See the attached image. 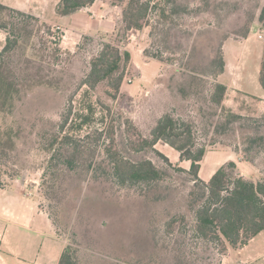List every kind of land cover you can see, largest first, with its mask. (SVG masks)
<instances>
[{"label":"rangeland","instance_id":"1","mask_svg":"<svg viewBox=\"0 0 264 264\" xmlns=\"http://www.w3.org/2000/svg\"><path fill=\"white\" fill-rule=\"evenodd\" d=\"M128 1L103 0L115 28L79 34L72 49L61 30L40 19H14L13 35H22L11 59L19 91L0 98V149L7 151L0 173L7 175L11 192L16 181L23 187L19 198L28 194L48 210L77 264H264V258L251 257L264 252V233L243 252L245 245L198 236L189 205L191 177L178 170L189 169V161L176 162L169 147L171 153L162 152V141L155 149L136 151L168 111L195 121L200 143L216 138L246 148L252 144L249 135L257 138L254 147L264 148V118L234 124L243 126L237 133L245 139L217 135L223 111L214 116L210 101L218 68L213 59L222 43L249 31L251 44L264 46L259 22L264 0H146L152 10L143 27L127 30ZM106 43L131 53L116 99L106 94L105 82L96 89L82 86L92 58ZM66 135L72 138L68 143ZM107 148L135 162L151 159L162 178L120 184ZM256 154L251 153L258 169L253 181L264 171V153ZM10 207L20 209V201Z\"/></svg>","mask_w":264,"mask_h":264},{"label":"trees","instance_id":"2","mask_svg":"<svg viewBox=\"0 0 264 264\" xmlns=\"http://www.w3.org/2000/svg\"><path fill=\"white\" fill-rule=\"evenodd\" d=\"M96 1L98 0H60L56 10L60 15H70L87 8ZM150 10H152L150 1L129 0L123 10L126 29H141ZM164 13L165 10L163 9ZM18 17L37 20L39 23V18L35 15L0 3V30L6 33V41L0 51V98L4 96L5 100L14 92L19 91L11 60L22 39L20 34L13 35L14 29L17 27L14 19ZM259 22L264 26V6L259 15ZM248 33L249 31L244 38L249 35ZM223 43L217 56L213 59V63L218 65L217 70L213 71L216 79L224 72L226 65ZM130 60V51H122L110 43L104 44L96 56L92 58L89 71L82 81V86L86 85L90 89H96L99 84L105 82L106 94L110 98L116 99L121 91L125 69ZM260 81L264 88V58ZM226 91L227 87L215 80L210 97L211 103L216 106L214 116L218 114V109L223 111L222 120L218 121L216 125V133L232 138L235 135H240L243 139L244 133H237L238 130L244 131L243 126L239 128V126L235 127L234 124L237 122H257L264 118V114L261 117H247L225 107L223 102ZM211 123L213 122L210 121L209 125ZM150 136L149 139H143V144L136 151H142L147 147L155 149L156 144L162 141L177 150L182 161L190 162L189 169L178 167V170L186 172L191 177L192 190L190 191L189 205L195 211V229L199 237L204 240L227 241L232 246L237 247L246 245L252 238L264 233V171L261 180L255 182L242 176L234 161H228L216 170L208 182L200 177L201 161L208 147L218 143L231 147L238 154L245 153L246 160L257 167L256 158H252L251 153L262 154L264 148L258 149L259 143L254 144L255 147L252 145L257 141L256 137L246 136V140L252 143L250 145L246 143V148L240 147V144L233 147L228 143L218 141L216 138L210 143H200L195 121L177 117L171 111L165 112L158 119ZM255 136L261 139L259 133H256ZM63 139L65 143H68L72 138L66 135ZM54 142L55 140L53 144ZM106 153L113 164L115 178L120 184L152 183L162 178L163 172L151 159L135 162L112 148H107ZM158 154L171 165L167 156L159 150ZM6 156V149H0V160ZM6 177L7 175L0 173V187L7 185ZM53 222L56 225L54 220ZM59 264H77L69 245L66 246Z\"/></svg>","mask_w":264,"mask_h":264},{"label":"crops","instance_id":"3","mask_svg":"<svg viewBox=\"0 0 264 264\" xmlns=\"http://www.w3.org/2000/svg\"><path fill=\"white\" fill-rule=\"evenodd\" d=\"M100 1L70 15L57 13L60 0H0V3L31 13L48 26L61 30L63 42L70 44L69 48L72 49L74 39L79 34L98 33L107 25L115 28L113 16H106V6L103 0ZM252 37L251 32L246 38L224 41L226 65L216 82L227 87L223 102L225 107L243 116L261 117L264 114V88L260 81L264 46H253ZM5 41L6 33L0 30V51ZM162 146V152L171 153L172 149L176 152L173 154L175 161L183 162L177 150L166 143ZM228 161H234L241 175L247 179L258 171L241 153L229 146L219 145L208 149L201 161V179L208 182L216 170ZM14 183L13 192L9 190V185L0 187V264H59L67 246L66 240L59 234L50 213L40 201L33 202L28 194L19 198L23 187L16 181ZM19 201L20 209L10 207ZM248 244L241 247V252L246 250ZM251 257L252 260L264 258V252ZM245 261L247 259H242L240 263Z\"/></svg>","mask_w":264,"mask_h":264},{"label":"built area","instance_id":"4","mask_svg":"<svg viewBox=\"0 0 264 264\" xmlns=\"http://www.w3.org/2000/svg\"><path fill=\"white\" fill-rule=\"evenodd\" d=\"M259 37L261 38V37H263V35L260 33V34H259ZM130 80H131V79H129V81H130Z\"/></svg>","mask_w":264,"mask_h":264}]
</instances>
